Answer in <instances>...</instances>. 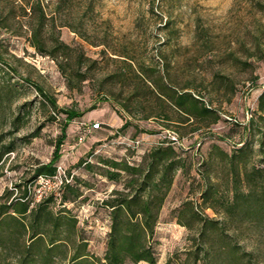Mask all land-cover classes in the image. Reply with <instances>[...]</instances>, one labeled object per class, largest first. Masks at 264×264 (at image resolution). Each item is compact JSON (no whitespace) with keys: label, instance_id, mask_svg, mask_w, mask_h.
Instances as JSON below:
<instances>
[{"label":"rangeland","instance_id":"374dc122","mask_svg":"<svg viewBox=\"0 0 264 264\" xmlns=\"http://www.w3.org/2000/svg\"><path fill=\"white\" fill-rule=\"evenodd\" d=\"M40 3L46 19L36 47L40 10L0 0V151L12 148L0 161V196L9 190L16 199L27 188L31 207L52 197L49 208L75 216L87 250L102 258L111 224L104 201L127 192L130 179L111 163L138 166L151 149L172 145L181 167L151 239L155 264H209L203 221L218 224L216 244L264 264V218L253 210L264 192V0ZM159 72L217 120H188L162 103ZM62 110L85 113L66 129L56 162L63 184L53 189L29 180L53 157Z\"/></svg>","mask_w":264,"mask_h":264},{"label":"trees","instance_id":"16d2710c","mask_svg":"<svg viewBox=\"0 0 264 264\" xmlns=\"http://www.w3.org/2000/svg\"><path fill=\"white\" fill-rule=\"evenodd\" d=\"M33 13L40 10L37 27L33 29L34 45L38 47L39 32L44 27L46 16L41 9L40 0H22ZM64 1V0H60ZM93 3L88 2L87 10L92 11ZM76 31V30H75ZM61 48H68L59 42ZM158 97L162 103H169L188 120L190 118L217 120L214 111L208 108L201 99L191 92L177 90L166 82L164 72H159V79L154 82ZM42 92V90L39 88ZM43 93V92H42ZM48 103L57 109L55 101L43 94ZM264 100V93L260 96ZM168 104V105H169ZM94 108V107H93ZM92 108V109H93ZM66 117L61 126V136L55 145L51 161L35 169L30 182L40 175L52 176L56 173V162L60 159V149L66 138V129L75 118L82 117L85 112L62 110ZM165 119H168L165 116ZM238 155L244 156L243 149ZM12 151L10 146L0 151V161L4 154ZM228 156L227 154H224ZM175 148L172 145H159L151 149L141 165L120 166L112 162L113 169L125 170L130 179L124 183L127 192L118 191L119 198L105 200L111 209V224L108 232L106 249L102 258L93 256L87 250L85 238L78 235L77 219L66 210L54 213L49 208L52 197L44 198L31 207L28 190L21 196L10 200L12 191L7 190L0 203V264H155L156 256L151 239L154 235L161 208L172 186L174 173L181 167ZM232 160L235 154L229 156ZM116 174H112L114 177ZM248 174L246 175V178ZM64 187L71 189L69 184ZM77 197L78 195L75 194ZM69 198L63 196L62 201ZM253 210L257 216L264 218V192L255 202ZM220 228L215 222H204L199 237L205 245L201 251L209 264H250L252 253H246L230 242L216 244L215 236H219ZM198 255V254H197ZM195 261L197 256L194 258Z\"/></svg>","mask_w":264,"mask_h":264},{"label":"built area","instance_id":"2783aa9c","mask_svg":"<svg viewBox=\"0 0 264 264\" xmlns=\"http://www.w3.org/2000/svg\"><path fill=\"white\" fill-rule=\"evenodd\" d=\"M37 182L43 184L44 182L48 185H53L54 188H60V186L63 184L62 178L60 176V173H55L52 176L48 175H40L37 178Z\"/></svg>","mask_w":264,"mask_h":264}]
</instances>
